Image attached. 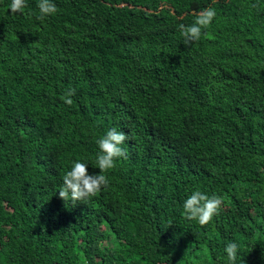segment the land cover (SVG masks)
<instances>
[{
	"label": "trees",
	"instance_id": "obj_1",
	"mask_svg": "<svg viewBox=\"0 0 264 264\" xmlns=\"http://www.w3.org/2000/svg\"><path fill=\"white\" fill-rule=\"evenodd\" d=\"M0 0V264H264V0ZM216 10L187 46L179 24ZM75 89L73 103L61 97ZM107 188L59 198L96 140ZM222 197L185 219L193 191Z\"/></svg>",
	"mask_w": 264,
	"mask_h": 264
},
{
	"label": "clouds",
	"instance_id": "obj_2",
	"mask_svg": "<svg viewBox=\"0 0 264 264\" xmlns=\"http://www.w3.org/2000/svg\"><path fill=\"white\" fill-rule=\"evenodd\" d=\"M12 14L20 13L25 7V0H11L8 6ZM39 15L37 19L44 20L46 17L55 14L58 9L51 0H39L37 4ZM196 19L192 25L179 24L178 30L184 38L187 46L193 41L200 39L202 29L210 26L212 20L216 17V10L212 7L203 9L195 14ZM75 95V89L69 88L61 97L63 102L71 105L72 96ZM128 139L127 134L123 131H117L112 128L106 134L96 140L99 151L96 154V166L99 169L98 175H89L87 164L75 161L71 170L67 171L62 178V185L59 188V198L63 201H81L89 197H94L102 188H107L108 170L116 166L117 158H127V152L121 147ZM223 203L222 197L217 195L208 196L207 194L196 190L183 203V214L189 221H197L200 225L209 223L218 213ZM227 254L229 264H236L238 259V247L234 242H229L224 248ZM239 264H243L241 256Z\"/></svg>",
	"mask_w": 264,
	"mask_h": 264
}]
</instances>
